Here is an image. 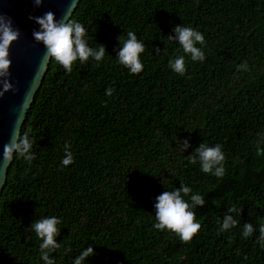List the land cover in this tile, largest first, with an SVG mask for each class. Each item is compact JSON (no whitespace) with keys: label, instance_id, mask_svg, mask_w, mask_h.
Segmentation results:
<instances>
[{"label":"trees","instance_id":"obj_1","mask_svg":"<svg viewBox=\"0 0 264 264\" xmlns=\"http://www.w3.org/2000/svg\"><path fill=\"white\" fill-rule=\"evenodd\" d=\"M70 19L106 55L77 60L71 73L50 59L20 131L36 141V159L14 153L0 192V264H44L31 225L53 215L55 264L89 246L84 264H264V0H80ZM181 24L204 34L203 62L167 38ZM128 31L145 44L140 74L116 57ZM177 55L183 76L168 65ZM201 143L222 145V178L190 163ZM181 183L204 199L188 243L153 227L155 198ZM226 215L238 224L221 232ZM245 223L255 229L247 239Z\"/></svg>","mask_w":264,"mask_h":264},{"label":"clouds","instance_id":"obj_2","mask_svg":"<svg viewBox=\"0 0 264 264\" xmlns=\"http://www.w3.org/2000/svg\"><path fill=\"white\" fill-rule=\"evenodd\" d=\"M42 0H34V4L39 6ZM39 25V30H34L32 35L37 43L44 46L42 60L47 62L52 59L61 65L67 73L73 70V64L77 60L85 63L89 58L96 62H101L106 55L105 47L98 45L90 47L87 41V29L85 26L75 20L70 19L66 10L60 19H56L55 14L51 11L44 13L39 17H29ZM175 36H168L171 41H177L185 55H190L192 61L203 62L205 60V52L203 47L197 45H205L204 34L189 26L176 25L173 28ZM20 32L13 28L11 18L0 14V97L12 89V84L8 80L10 76L9 68L11 66L10 46L19 39ZM120 48L116 54L118 62L128 69L130 74H140L144 65L140 59L141 54L145 51V44L139 40L133 31L127 32V38L121 42L120 37L117 38ZM156 53L160 50L156 49ZM185 55H177L174 59L168 61L169 67L177 74L183 76L187 70ZM247 63L245 62V65ZM240 66H238L239 68ZM114 92L112 87L106 89L105 94L111 96ZM24 106H21V111ZM20 120L19 113L17 121H15L13 130L10 134L9 141L3 145V160L10 161L13 154L22 157L29 164L36 159L35 153L31 150L36 143L34 139H30L29 131L25 130L22 134L17 127ZM188 142L184 141V147H188ZM70 143L64 145V158L61 163L67 167L74 163L73 153L70 151ZM257 155L264 154V149L257 147ZM190 163L196 164L199 161L200 169L205 174L214 175L222 178L225 175V154L222 151L221 144L209 146L201 143L196 149L195 154L188 157ZM191 187L181 183L180 188L171 191H163L155 199V221L153 227L160 231H170L179 236L181 242L188 243L198 234L201 229V223L196 219L194 211L195 206L203 205L204 199L201 194H192ZM191 194V195H190ZM190 195V202L185 197ZM230 212H237L235 206L229 208ZM61 219L57 216H46L41 219L34 220L31 230L41 239L40 254L44 264H55L54 259L49 258V252L60 248L54 237L60 234ZM238 221L231 215L223 218L220 231H227L235 227ZM255 229L252 224L245 223L243 226L242 236L247 239L252 236ZM257 243L264 248V224L259 226V238ZM71 251V248L65 249V254ZM92 246L87 247L78 256L75 257L73 264H84L85 258L93 255Z\"/></svg>","mask_w":264,"mask_h":264},{"label":"water","instance_id":"obj_3","mask_svg":"<svg viewBox=\"0 0 264 264\" xmlns=\"http://www.w3.org/2000/svg\"><path fill=\"white\" fill-rule=\"evenodd\" d=\"M80 0H42L37 6L34 0H0V14L11 18L12 26L20 32L19 39L13 42L9 52L11 66L8 80L12 89L0 97V192L5 186L10 161L3 160V145L9 141L17 114L20 120L17 127L21 131L30 104L38 91L50 60H42L45 51L43 44L33 38V31L39 30V25L29 17H39L51 11L56 19H60L65 11L69 17ZM24 110L21 111V106ZM14 155V154H13ZM13 158V157H12Z\"/></svg>","mask_w":264,"mask_h":264}]
</instances>
